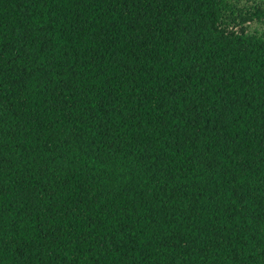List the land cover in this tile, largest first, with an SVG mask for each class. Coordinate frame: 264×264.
<instances>
[{
    "label": "trees",
    "instance_id": "trees-1",
    "mask_svg": "<svg viewBox=\"0 0 264 264\" xmlns=\"http://www.w3.org/2000/svg\"><path fill=\"white\" fill-rule=\"evenodd\" d=\"M0 264H264V0H0Z\"/></svg>",
    "mask_w": 264,
    "mask_h": 264
}]
</instances>
